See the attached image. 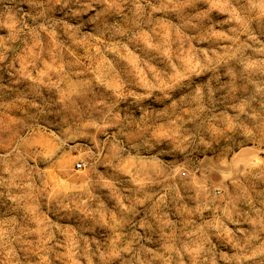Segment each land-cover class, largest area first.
I'll return each instance as SVG.
<instances>
[{
	"label": "clouds",
	"instance_id": "1",
	"mask_svg": "<svg viewBox=\"0 0 264 264\" xmlns=\"http://www.w3.org/2000/svg\"><path fill=\"white\" fill-rule=\"evenodd\" d=\"M0 264H264V0H0Z\"/></svg>",
	"mask_w": 264,
	"mask_h": 264
}]
</instances>
